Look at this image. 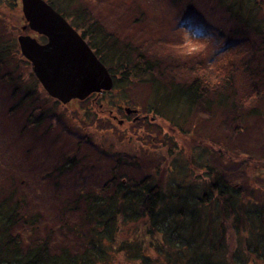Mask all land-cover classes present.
I'll use <instances>...</instances> for the list:
<instances>
[{"label":"trees","instance_id":"obj_1","mask_svg":"<svg viewBox=\"0 0 264 264\" xmlns=\"http://www.w3.org/2000/svg\"><path fill=\"white\" fill-rule=\"evenodd\" d=\"M5 1L14 9L18 0ZM46 1L82 35L114 79L111 91L89 97H93L91 107L98 106L103 113L109 108L115 113L112 108L117 107L120 113L125 106L141 103L148 108L147 116L168 123L175 135L165 134L167 140L159 153L164 159L139 179L119 177L123 159H118V167L101 190L82 191L65 200L62 209L69 211L70 220L65 218L58 226L44 222L43 213L31 209L16 186L0 181V264H112L120 254L136 264H264V184L259 181L264 159L243 158L252 174L248 184L239 186L209 162L200 163L189 144L183 143L192 137L196 147L213 145L232 160L231 140L243 132V120L261 123L264 130L262 0H204L210 12L217 14L221 29H227V43L238 41L242 53V61L229 60L213 68L222 75L211 79L202 70L182 69L177 58L165 54L164 44L159 51L157 43L151 46L148 38L131 31L134 25L147 24L149 12L139 4L126 13L116 11L128 18L113 31L109 25L116 15L106 22L102 10L94 14L96 0ZM170 1L184 12L191 8L192 0H185L183 6L184 0ZM3 3L0 0V7ZM6 20L0 17V94L7 100L10 116H16L33 97L45 99L40 116L32 120L30 113L27 117L33 129L39 130L40 122H47L52 113L59 118L66 113H58L60 103L42 88L30 62L21 55L16 33H8ZM254 60L257 63L252 67ZM225 68L231 73L228 76L223 74ZM241 70L246 76L239 81ZM243 81L249 89L240 93ZM136 86L147 91L138 100ZM99 98H108L106 110L97 104ZM201 113L213 126L207 144L206 138L197 135ZM137 122L127 121L132 127ZM135 159L134 165L139 163ZM83 168V162L67 156L56 167L53 179Z\"/></svg>","mask_w":264,"mask_h":264},{"label":"rangeland","instance_id":"obj_2","mask_svg":"<svg viewBox=\"0 0 264 264\" xmlns=\"http://www.w3.org/2000/svg\"><path fill=\"white\" fill-rule=\"evenodd\" d=\"M3 1L0 17L3 21L5 18L8 19L6 20L8 33H16L17 42L18 37L24 34L37 37L42 42L38 35L31 33L30 30H24L27 25L20 0L14 9H10L7 2ZM94 3L97 5L94 14L102 10L106 22L109 20L111 22V18L116 15L115 21L109 25L113 31L128 18L123 14L118 16L116 11L129 12L130 8L134 10L136 4L144 7L149 12L145 16L147 21L145 18L143 20L147 24L143 27L134 25L131 31L148 38L151 46L157 43L159 46H156V49L159 51L165 46V54L177 58L178 65L182 69L187 67V71L202 70V75L211 79L222 75V71L216 73L213 69L221 63L229 60L242 61L238 41L232 40L227 43V29H221L222 23L218 20L217 14L210 12L209 5L204 0H192L191 8L185 12L175 7L170 0H96ZM184 3L185 0L182 6ZM261 4L263 17L264 0ZM210 9L212 11L213 8ZM135 41L138 43L141 39L135 38ZM215 41L219 42V46L210 47ZM234 62L233 64L236 63ZM262 62L264 63V60ZM256 63L257 60H254L251 66L255 67ZM226 70V68L223 70V74L226 76L231 74H227ZM245 76L242 70L237 72L239 81ZM238 87L240 93L249 89L247 81H243ZM144 88L142 86L134 88V97L137 100L147 94ZM91 99L93 97L85 101L73 100L68 104L58 101L60 104L57 111L66 113L65 118H59L52 113L49 120L40 122L39 130H35L27 117L33 113L32 120H36L42 113L40 110L42 104H47L45 99L38 100L33 97L16 116H10L7 112V100L4 94H0V181L16 186L18 193L27 199L29 207L43 213L46 223L58 226L64 224L65 218L70 220V217H67L69 211L62 209L65 200L72 199L75 193L82 191L101 190L114 174L113 169L118 167V159H123L117 170L119 177L139 179L145 175L164 159L159 153L162 150L160 147L164 146L163 142L167 140L165 134L175 135L168 123L147 116L146 105L138 103L140 105L135 106L134 103L133 107L125 106L124 111L120 113L116 111L117 107L112 108L115 113L109 111L111 108L103 113L104 111H99L98 106L95 109L91 107ZM105 99L108 98H99L97 101L98 105H103L102 110L105 109ZM29 104L36 110L33 111ZM127 109L133 111L128 113ZM198 117L203 120L197 129V135L203 136V140L206 138L207 144V140L211 139L212 122H208L203 113ZM128 120L138 122L132 127L127 123ZM149 121L154 124L150 125ZM156 122H159L160 127ZM191 123L192 121L187 125L189 128ZM198 125L197 123L196 126ZM241 126L244 128L243 132L231 140L232 160L224 158L216 150L218 147L213 148V145L196 147L197 143L192 137H189V141L183 139V143L189 144L187 147L191 148V152L194 151L193 154L200 163L205 165L209 162L210 166L221 171L231 182L244 186L248 184L247 178L251 176L252 169L243 158L250 156L259 160L264 159V130L261 123L257 124L250 120H243ZM162 127L165 128L164 131L161 130ZM223 129L227 131L225 126ZM130 135H134L135 142ZM67 156H75L77 160L83 162L84 168L82 171L67 173L65 177L55 181L53 178L57 172L56 167ZM134 158L138 164L134 165ZM260 176L259 181L264 184V172ZM71 220L76 222L73 216ZM112 264L136 263L128 262L125 255L120 254L115 257Z\"/></svg>","mask_w":264,"mask_h":264},{"label":"water","instance_id":"obj_3","mask_svg":"<svg viewBox=\"0 0 264 264\" xmlns=\"http://www.w3.org/2000/svg\"><path fill=\"white\" fill-rule=\"evenodd\" d=\"M21 2L27 25L24 30L45 37L47 42L24 34L18 37L19 49L51 98L68 104L113 89L109 69L63 15L46 0Z\"/></svg>","mask_w":264,"mask_h":264},{"label":"flooded vegetation","instance_id":"obj_4","mask_svg":"<svg viewBox=\"0 0 264 264\" xmlns=\"http://www.w3.org/2000/svg\"><path fill=\"white\" fill-rule=\"evenodd\" d=\"M20 2H21V0H20ZM21 5H22V2H21ZM26 31V30H25ZM40 38H41V36H39ZM41 41L44 43V42H46V41H43L42 39H41Z\"/></svg>","mask_w":264,"mask_h":264}]
</instances>
